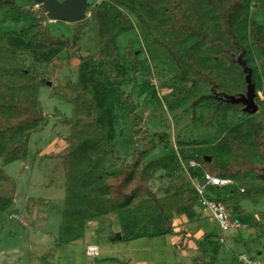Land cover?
I'll return each mask as SVG.
<instances>
[{
  "label": "trees",
  "instance_id": "trees-1",
  "mask_svg": "<svg viewBox=\"0 0 264 264\" xmlns=\"http://www.w3.org/2000/svg\"><path fill=\"white\" fill-rule=\"evenodd\" d=\"M254 1L259 20L251 16L252 0H100L88 3L89 20L74 29L72 38L53 35L36 18L29 19L19 29L0 26V157L3 163L26 158L30 135L44 121L38 99L39 79L24 65L20 52H29L38 63H50L63 56L70 58L73 49L80 50L77 40L84 27L90 23L92 28L96 50L79 57L77 77L72 83L73 108L71 116L64 120L69 126V135L68 149L60 155L66 180L58 244L76 241L88 231L91 221L111 213L121 218V232L111 239L123 241L144 235L139 232L147 227L152 229L150 237L183 235V230L175 229V219L185 217L187 223L200 219L198 208L201 207L192 183L162 196L150 187L149 179L159 159L145 160V156L166 141L165 131L152 134L146 131L142 137L138 136L141 148L133 153L131 162L114 156L113 102L108 100L107 87L113 85L120 89L124 82L122 73L129 65L134 71L140 66L141 73L149 75V63L139 58L143 52L141 41H152L166 50L179 69L180 81L211 86L209 92L191 103L193 118L197 108L210 106L213 116L219 113L222 117V122L221 117L218 119L222 124L217 125L219 131H216L220 135L200 141H177L179 155L191 178L201 180L209 172L237 183L226 186L225 195L216 196L228 207L230 220L237 218L240 200L258 201L264 197V98L258 95L263 89L264 96V81H259V70L246 55L249 50L244 42L248 27L252 47L264 64V0ZM138 26L144 34L143 40L137 33ZM128 32H134L136 38L129 37L121 46L118 37ZM243 51L246 64L252 68L258 109L228 125V114L241 110L243 105L220 100L214 94L245 92V74L237 58ZM105 68L108 72L103 74ZM145 83L150 84V80L145 79ZM151 85L156 91V86ZM134 112L132 109L128 116ZM137 121L136 124L142 122V118L138 116ZM171 155L173 163V151ZM109 156L113 162L120 161L117 169L108 168ZM190 160L197 165L191 166ZM178 165L179 161L175 163ZM15 193V180L0 166V224L11 213ZM212 237L211 231L200 239L208 242ZM217 246L214 243L215 254ZM197 248L200 256L192 258L191 264H213L207 260L210 250L201 244Z\"/></svg>",
  "mask_w": 264,
  "mask_h": 264
},
{
  "label": "rangeland",
  "instance_id": "rangeland-1",
  "mask_svg": "<svg viewBox=\"0 0 264 264\" xmlns=\"http://www.w3.org/2000/svg\"><path fill=\"white\" fill-rule=\"evenodd\" d=\"M0 1V26L3 29L13 26L19 29L29 19L36 18L46 24L53 35L72 38L74 29L87 22L90 17L86 9V17L82 20H50L41 2ZM87 1L90 4L100 0ZM254 2L252 0L251 16L259 20ZM137 30L140 40H143L144 34L139 26ZM245 31L248 35L244 42L249 50L246 55L257 66L258 79L263 83L264 64L252 47L249 28ZM133 36L136 38L134 32L123 33L118 37V43L123 46ZM145 42L141 41L143 52L139 58H145L149 63V75L142 74L140 66L134 71L129 65V69L122 73L124 82L121 88L113 85L107 87L108 100L113 102L112 143L115 146L114 156L131 162L133 153L141 148V143L136 139L138 136L142 137L146 131L151 134L163 131L167 133L166 141L145 156V160L154 157L159 159L149 184L158 196H162L184 188L193 180L187 165L181 160L177 141H200L219 136L216 131H219L217 125L222 124V117L219 113L213 116L212 108L203 105L197 108L196 118H193L191 103L201 94L209 92L211 86L207 83L194 85L190 81H180L177 76L179 69L166 50L152 41ZM77 44L80 50L73 49L74 53L70 58L57 57L50 63L34 62L29 52H20L24 65L39 79L38 99L44 121L31 133L25 159L17 158L3 163L0 157V166L16 182L11 213L0 224V264H191L192 258L200 256L198 244L210 250L207 260L213 261V264H243L239 259L240 255L264 264V197L258 201L250 198L240 200L235 213L240 227L221 228L201 208H198L200 219L192 223H187L185 217L178 218L179 221L175 219V229L184 231L182 242L186 238L188 241L177 251L169 244L167 235L148 236L152 231L149 227L140 230L139 233L144 235L130 241L111 239L112 235L121 232V218L117 213L106 214L91 221L88 231L76 241L58 244L66 180L60 155L68 149L69 135V126L64 120L71 116L73 108L72 83L77 77L79 57L96 50L90 23L79 35ZM237 58L246 61L244 51ZM107 72L105 68L103 74ZM103 74L101 73L102 76ZM147 78L150 84L145 83ZM48 82L51 84H47ZM151 83L156 86V91ZM262 93L263 89L258 91L263 99ZM121 99L128 101L123 103ZM132 109L135 112L129 117L128 113ZM245 113L242 107L237 112H230L227 124L237 122L246 116ZM138 116L142 118V122L136 124ZM155 139L159 140L158 137ZM171 151L174 152L173 163ZM108 158V168L117 169L120 161L115 159L113 162L112 156ZM178 161L179 165L175 166ZM225 190L226 186H209L208 194L214 197L225 195ZM211 231L213 237L208 242L200 239L202 234ZM179 239L174 237L173 241L177 243ZM216 242L217 254L214 253ZM89 243L98 245V257L86 254Z\"/></svg>",
  "mask_w": 264,
  "mask_h": 264
},
{
  "label": "water",
  "instance_id": "water-1",
  "mask_svg": "<svg viewBox=\"0 0 264 264\" xmlns=\"http://www.w3.org/2000/svg\"><path fill=\"white\" fill-rule=\"evenodd\" d=\"M44 4V9L50 20L78 21L86 17L87 0H35ZM243 67L246 82L245 92L238 94L219 93L214 94L220 100L229 103H241L242 110L246 113L253 114L258 109L255 102L257 95L255 91V83L252 80V68L246 64L245 60L238 59ZM47 84H51L48 82ZM210 160V156H206Z\"/></svg>",
  "mask_w": 264,
  "mask_h": 264
},
{
  "label": "built area",
  "instance_id": "built-area-1",
  "mask_svg": "<svg viewBox=\"0 0 264 264\" xmlns=\"http://www.w3.org/2000/svg\"><path fill=\"white\" fill-rule=\"evenodd\" d=\"M190 165L196 166L197 163L191 160ZM236 184L231 178L216 176L209 172H205L201 180H192V185L197 192L199 206L207 211L210 218L216 220L221 228L240 227L241 224L237 218L230 220L228 207L221 200L216 199V196H210L208 194V187L215 185L233 186ZM240 190H244L243 186L240 187ZM85 252L91 257H98L100 255V249L94 243L87 244ZM239 259L242 260L243 264H258L246 255H240Z\"/></svg>",
  "mask_w": 264,
  "mask_h": 264
},
{
  "label": "crops",
  "instance_id": "crops-1",
  "mask_svg": "<svg viewBox=\"0 0 264 264\" xmlns=\"http://www.w3.org/2000/svg\"><path fill=\"white\" fill-rule=\"evenodd\" d=\"M178 219V218H177ZM178 221H179V219H178ZM203 235V234H202ZM201 235V236H202ZM161 236H164V235H161ZM174 237H176V238H180L181 237V239H179V242H175V241H173V239H174ZM186 238V237H185ZM184 239V238H183ZM180 240H181V242H180ZM168 241H169V244H172L173 245V247L176 249V251L178 250V248L180 249V247L182 246V247H184L185 245H186V243L188 242L187 241V238L186 239H184V241L182 242V234H175V235H170V236H168ZM179 244H181V245H179ZM190 244V243H189ZM188 246V245H187ZM181 250V249H180ZM184 250V248H182V251ZM174 253H175V250H174ZM136 264H143V263H136Z\"/></svg>",
  "mask_w": 264,
  "mask_h": 264
},
{
  "label": "flooded vegetation",
  "instance_id": "flooded-vegetation-1",
  "mask_svg": "<svg viewBox=\"0 0 264 264\" xmlns=\"http://www.w3.org/2000/svg\"><path fill=\"white\" fill-rule=\"evenodd\" d=\"M60 1H62V0H60ZM87 7H88V1H87ZM87 7H86V9H87Z\"/></svg>",
  "mask_w": 264,
  "mask_h": 264
}]
</instances>
